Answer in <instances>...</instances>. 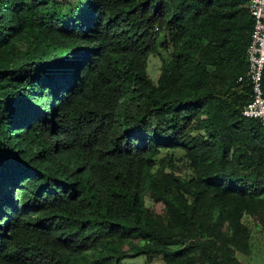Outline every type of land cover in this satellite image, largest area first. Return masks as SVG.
Instances as JSON below:
<instances>
[{
  "label": "trees",
  "instance_id": "obj_1",
  "mask_svg": "<svg viewBox=\"0 0 264 264\" xmlns=\"http://www.w3.org/2000/svg\"><path fill=\"white\" fill-rule=\"evenodd\" d=\"M249 2L0 0V264H243Z\"/></svg>",
  "mask_w": 264,
  "mask_h": 264
},
{
  "label": "built area",
  "instance_id": "obj_2",
  "mask_svg": "<svg viewBox=\"0 0 264 264\" xmlns=\"http://www.w3.org/2000/svg\"><path fill=\"white\" fill-rule=\"evenodd\" d=\"M249 13L253 21L251 41L247 50L246 80L251 85V100L242 115L257 119L264 126V0H250ZM242 78L239 79L241 81Z\"/></svg>",
  "mask_w": 264,
  "mask_h": 264
},
{
  "label": "rangeland",
  "instance_id": "obj_3",
  "mask_svg": "<svg viewBox=\"0 0 264 264\" xmlns=\"http://www.w3.org/2000/svg\"><path fill=\"white\" fill-rule=\"evenodd\" d=\"M166 58V52H162L161 50L159 51V54L150 56L147 65V74L152 81H157L162 61ZM179 167L181 170L184 169V166L180 165ZM153 208L157 213H163L164 211V207L160 203H154ZM250 223L251 253L248 256L239 255V259L243 264H264V228L256 226L252 221ZM127 262L130 264H146L144 257H138Z\"/></svg>",
  "mask_w": 264,
  "mask_h": 264
}]
</instances>
